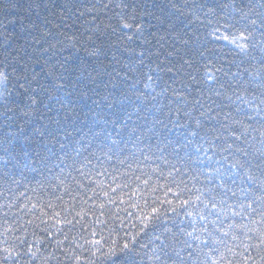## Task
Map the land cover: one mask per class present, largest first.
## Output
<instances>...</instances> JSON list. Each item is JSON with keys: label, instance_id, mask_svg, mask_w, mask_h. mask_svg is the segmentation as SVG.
<instances>
[{"label": "snow or ice", "instance_id": "snow-or-ice-1", "mask_svg": "<svg viewBox=\"0 0 264 264\" xmlns=\"http://www.w3.org/2000/svg\"><path fill=\"white\" fill-rule=\"evenodd\" d=\"M167 7L157 17L129 0H0V264H264V0H168ZM174 16L189 29L165 56L180 88L171 89L169 105L157 109L167 107L164 118L153 117L146 131L129 127L131 112L110 119L93 112L99 130L90 127L92 140L73 146L59 137L68 140L65 122L79 119L74 110L41 114L47 123L32 134L17 123L18 109L26 123L42 103L54 111L41 94L65 108L52 91L71 95L73 74L82 100L100 96L97 89L108 87L103 77L121 75L108 71L109 58L122 64L125 79L135 64L151 70L145 57L159 59V49L125 47L137 59L122 63L112 36L163 48V36H145L156 27L145 18L175 31ZM81 19L89 25L83 33V25L68 22ZM16 24L27 47H12L9 26ZM78 45L95 67H66V58L54 75L52 56ZM29 48L52 55L41 61ZM107 99L92 102L99 108ZM109 123L111 131L101 126Z\"/></svg>", "mask_w": 264, "mask_h": 264}, {"label": "trees", "instance_id": "trees-1", "mask_svg": "<svg viewBox=\"0 0 264 264\" xmlns=\"http://www.w3.org/2000/svg\"><path fill=\"white\" fill-rule=\"evenodd\" d=\"M23 2V0H21ZM43 2H47V0H43ZM120 0H113V3H119ZM130 3L139 4L144 3L146 7L149 8L150 11L155 13V16L157 17H165L166 14H168L171 10L167 7L168 0H129ZM180 2H183V0H180ZM153 4L160 5L161 8L164 9V12L160 11V8H154L152 7ZM116 11H119V9H116ZM45 14V12L42 11V15ZM50 18V12L48 13ZM183 17H180L179 19H176L175 16L172 19V23L176 25L175 31L173 29L168 27V24L164 22L163 20H157L155 18H145L146 23H150L152 25H155L156 27H150L148 31L145 32V36L152 40L151 33L155 32L157 36H163L164 39L161 41L163 44V48H160L159 44H156L155 47L152 45H142V41L138 37H133L132 41H128L123 34H119L118 36H112V42L116 45H118V48H113V51H116V55L119 59H121L122 63H131L136 61V55L135 53H138L143 50V48L147 47L150 48L151 51L155 52L157 49L160 50L162 53L159 56V59L155 55L151 57H145L144 64L150 65L151 70L148 67H145L143 65L135 64V71L128 74L129 78H124V72L125 69L122 68V64H116L115 62H111L110 58L109 60L105 61L106 64H108V71L112 72L113 68H116L118 71H120L121 75L116 76L115 73H113L112 77H109L105 75L103 77V80L105 83H108V87L104 88L103 86L99 87L97 91L100 93V96L95 95L92 92H89V95L92 97V99L84 101L81 99L79 95L80 85L77 86V81L75 79V74L72 76H69L67 81V89L66 92L71 93V95H66L64 91H52V95H58L61 97L63 103L65 104V108L61 109L59 108V105L55 100L49 101L46 96L41 94L42 100L44 103H49L50 107L53 108V112H47V110L43 107V103L37 108L36 114L31 117V123H26L25 118L21 117L19 115V109L17 110V123L24 125L26 131L28 134H32L34 127L41 126L44 123H47L46 120L41 121L38 119V117L41 114L47 113V115H54L56 110H59L61 115L63 116L66 112H70L74 110L73 119H76L75 114H79V119L76 120V123L73 125L70 122H65L68 124L67 132L69 133L68 140H64L63 136H60L59 139L63 143H68L73 146H76V141H81L83 145H87V142L92 140V133L89 131V128L92 127L93 131H98L99 127H94L92 123V116L93 112H99L101 117L104 119H110L111 114L113 112H118L119 115L123 118L125 117V114L127 112L133 113L132 120L128 121L129 127H133L136 125H143V130L146 131L147 127L151 125V121L153 117L163 119L164 114L167 112V107H164L163 109L157 110L160 108V105H169V101L173 99L171 94V89H179L180 88V82L173 83V80H178L176 76H174L175 68H173V72H169L167 69L168 67H171L172 65L168 64L167 61H165V56L167 55V52L172 50V45L175 44L177 47H180L179 40L181 36H183L184 32L189 31L187 28H182V25L180 24V20H183ZM69 23H73L74 28L79 27L80 25H83V28H80V33L84 32V28L89 27L88 24L84 22L83 19L79 21L73 22V20L68 21ZM104 23H107V20L104 21ZM113 25L117 27L119 31V26L116 24L115 20L112 21ZM197 27L196 25H192V28ZM159 29V31H157ZM9 33L11 34L9 36V39L12 42V47H19L20 45H25L27 47L25 38L27 36V33L22 31V26L19 24L16 25H10L9 26ZM78 33V35L80 34ZM81 40L84 43H87L84 40V36L80 37ZM186 38V37H185ZM4 41L0 39V45H2ZM153 44H155V41H153ZM47 46V45H45ZM59 47V46H58ZM127 47L129 49H135V53H129L124 52L123 49ZM77 48H80L79 51L77 49L73 48H67L63 51H57L56 55L52 56V59L50 61V64L56 65L57 71L54 73V75H59L62 71L60 69L58 61L63 62L67 58L66 67H72L81 61H83L86 65H91L95 67V58L90 57L87 55V53L81 48L80 45L77 46ZM11 50V49H9ZM29 54L32 56H35L39 58L41 61L44 59H47L48 56L52 55L49 53H42L40 51L33 52L31 48L28 49ZM223 52L227 54L228 56H231L232 54L228 52L227 48L223 49ZM4 56V49L3 47H0V59ZM11 59V57H9ZM103 59V58H101ZM172 59V58H169ZM31 63V61H28ZM175 61H173L174 63ZM159 65V68L157 67ZM39 70V69H37ZM11 71V69H9ZM147 74H151L154 79L153 81L149 82L147 79ZM67 75V74H65ZM11 79V78H10ZM12 83H15L14 80L11 81L7 85L9 89L12 87ZM46 83V82H45ZM87 83V82H85ZM116 84V87L113 88L112 84ZM149 84L148 88H145L144 85ZM132 85H135V87H132ZM170 86L169 91L163 92L162 90L166 87ZM203 86V85H202ZM95 84H90L89 88H95ZM154 90V91H153ZM111 93V95H108ZM155 95L157 97L156 100H152L151 97ZM102 96H108V99L101 101V107H97L96 104H94L93 100H101ZM16 101H19L21 98L14 94L13 97ZM111 104L112 107H108V105ZM155 105V107H153ZM136 106H139L141 111L139 113L135 112ZM21 107H24L22 104ZM90 109L92 111H90ZM2 110V109H0ZM144 117H147V121H145ZM87 120V124L84 123V121ZM3 122V118L0 117V123ZM102 127H107L109 131L112 130L113 125L111 123L107 125H101ZM158 127V126H157ZM93 145L95 146V141H92ZM155 140H153V143ZM59 148V145H56V149ZM2 154V153H0ZM163 183V182H162ZM31 195V193H29ZM157 195L163 197L164 193L158 192ZM171 198V197H169Z\"/></svg>", "mask_w": 264, "mask_h": 264}]
</instances>
